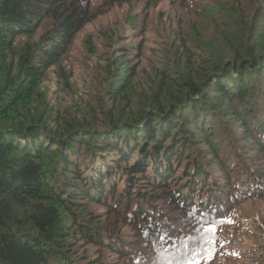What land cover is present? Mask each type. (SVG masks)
Wrapping results in <instances>:
<instances>
[{
  "label": "trees",
  "instance_id": "obj_1",
  "mask_svg": "<svg viewBox=\"0 0 264 264\" xmlns=\"http://www.w3.org/2000/svg\"><path fill=\"white\" fill-rule=\"evenodd\" d=\"M163 3L182 29L155 15ZM79 63L99 84L59 117L44 83L72 89ZM251 207L264 209V0H0V264H187L194 251L264 264Z\"/></svg>",
  "mask_w": 264,
  "mask_h": 264
},
{
  "label": "rangeland",
  "instance_id": "obj_2",
  "mask_svg": "<svg viewBox=\"0 0 264 264\" xmlns=\"http://www.w3.org/2000/svg\"><path fill=\"white\" fill-rule=\"evenodd\" d=\"M160 10L164 11V15L162 18L165 24L168 26L169 31L182 29L185 26V23L181 21L183 19L182 12L178 9L177 6H170L166 3H163L158 5L157 8L153 10V12H155V15H157ZM117 11L118 9L114 10L112 13L106 16L102 21L99 20L91 24L87 32L92 33L94 31H98L96 30L98 26L100 27L99 29H102L104 32L110 29L112 27L111 21L113 18H124L125 11L122 9L118 12ZM40 25V28L38 29V31H36V38H40L51 24L45 21ZM130 30L131 29H129L128 31ZM151 35L152 33L150 34V36ZM162 41L163 39L158 36L155 40L149 42L148 46L152 48V51L148 53L149 61L144 64V67H150L153 63L157 62L161 58ZM90 67H95V65L92 63ZM54 70L55 69L51 70L50 75ZM85 70L86 67L84 65H81L80 63L76 67H74V69L72 70V89H68L66 91H62L57 86L55 80V78L57 77H54L53 75H51L48 82L46 81L44 83L45 88L49 87L48 100L50 99L55 112L59 113V117L65 116L67 109H69L71 113L75 114V112L79 109L80 104L91 103L96 88L99 84V78L92 68L86 71ZM112 167H114V164ZM253 210V207L249 208L250 216L255 221L257 220V223H259V226L257 227L258 232H263L262 220H259V218L262 216V212L264 209L260 208L254 212ZM253 243L254 238H252L248 242V244L251 246L253 245Z\"/></svg>",
  "mask_w": 264,
  "mask_h": 264
},
{
  "label": "snow or ice",
  "instance_id": "obj_3",
  "mask_svg": "<svg viewBox=\"0 0 264 264\" xmlns=\"http://www.w3.org/2000/svg\"><path fill=\"white\" fill-rule=\"evenodd\" d=\"M209 232L212 233L213 235V239L208 241V243L212 244L214 247V240H215V236H214V232H215V227L213 226L212 228L209 229ZM197 248H199V244H197ZM165 249H167V245H165ZM209 252H211V249H208ZM158 264V262H157ZM187 264H203V261L199 258V252L198 251H194L193 254V258L190 259Z\"/></svg>",
  "mask_w": 264,
  "mask_h": 264
},
{
  "label": "bare ground",
  "instance_id": "obj_4",
  "mask_svg": "<svg viewBox=\"0 0 264 264\" xmlns=\"http://www.w3.org/2000/svg\"><path fill=\"white\" fill-rule=\"evenodd\" d=\"M5 115V114H4Z\"/></svg>",
  "mask_w": 264,
  "mask_h": 264
}]
</instances>
